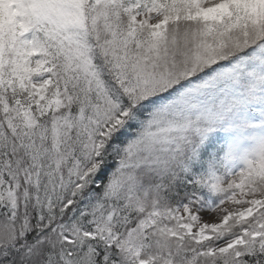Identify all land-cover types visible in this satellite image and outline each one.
Here are the masks:
<instances>
[{
  "label": "snow or ice",
  "instance_id": "1",
  "mask_svg": "<svg viewBox=\"0 0 264 264\" xmlns=\"http://www.w3.org/2000/svg\"><path fill=\"white\" fill-rule=\"evenodd\" d=\"M0 264H264V0H0Z\"/></svg>",
  "mask_w": 264,
  "mask_h": 264
}]
</instances>
